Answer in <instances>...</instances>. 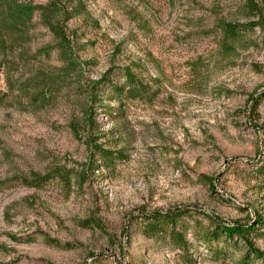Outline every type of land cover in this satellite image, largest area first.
<instances>
[{
	"label": "rangeland",
	"instance_id": "rangeland-1",
	"mask_svg": "<svg viewBox=\"0 0 264 264\" xmlns=\"http://www.w3.org/2000/svg\"><path fill=\"white\" fill-rule=\"evenodd\" d=\"M18 1L60 7L77 70L42 12L0 50V264L264 254V0ZM229 24L244 27L227 43ZM55 169L71 187L22 184ZM186 209L184 249L144 234V217ZM236 226L251 232H216Z\"/></svg>",
	"mask_w": 264,
	"mask_h": 264
},
{
	"label": "trees",
	"instance_id": "trees-1",
	"mask_svg": "<svg viewBox=\"0 0 264 264\" xmlns=\"http://www.w3.org/2000/svg\"><path fill=\"white\" fill-rule=\"evenodd\" d=\"M38 12H42L46 26L54 35L61 53L66 57V60L68 61V70L76 71L77 64H75L73 60L71 42L65 32L64 23L60 21V7L56 4H52L49 7H37L30 3L19 2L18 0H0V50L5 49L9 44H12V42H10L11 35L17 34V37L19 35L20 40H22L25 34L28 33V29L32 25ZM243 27L233 24L226 25L224 30V38L226 42L229 43V41L241 38ZM125 76L128 87L127 93L138 94L139 87L137 85L139 84L136 81V78L128 71H126ZM125 89L126 88H124V90ZM73 129L76 136L81 138L78 134L79 127L76 126ZM96 151L103 159L108 161L112 160V153L103 151L101 148H96ZM55 179H60L68 187H71L67 173L61 169H55L46 175L33 173L29 178L22 179V184L28 188L42 189ZM79 179L81 180V178ZM188 211L189 210L187 209L182 211L176 210L166 214L155 213L151 216L144 217L147 222V225L144 228V234L147 237L160 235L167 236L177 248L184 249L186 241L182 232L177 227V222L183 215L187 214ZM220 229H222L221 233H224L231 238H234L236 235L244 237L251 232L250 228H246L245 226H236L233 228L217 227L216 232ZM247 247L249 253L245 256L242 264H249V262L264 264V254L253 250L250 245H247Z\"/></svg>",
	"mask_w": 264,
	"mask_h": 264
}]
</instances>
